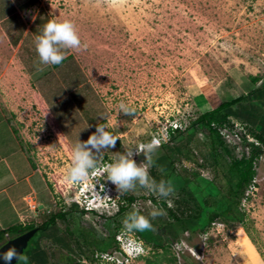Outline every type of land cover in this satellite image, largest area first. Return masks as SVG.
Returning <instances> with one entry per match:
<instances>
[{"label": "rangeland", "instance_id": "374dc122", "mask_svg": "<svg viewBox=\"0 0 264 264\" xmlns=\"http://www.w3.org/2000/svg\"><path fill=\"white\" fill-rule=\"evenodd\" d=\"M53 19L70 20L86 47L67 50L61 65L45 66L38 61L33 41ZM263 86L264 0H0V157L19 144L23 153L19 149L11 159L17 162V174L33 172L34 190L18 219L6 194H0V212L5 211L0 213V247L11 239L5 232L10 226H39L61 211L67 213L65 221L37 231L28 242L23 252L28 264H65L67 258L73 260L67 264H251L241 247V229L264 263V143L254 136L264 133ZM258 88L240 103L249 123L242 115L232 116L218 127L230 151L228 162L248 156L251 143L260 148L253 164L255 177L240 203L244 224L214 219L195 233L182 231L170 240L163 228L173 222L170 213L180 218L197 214L182 193L184 177L195 197L206 200L208 212L223 209L213 189L220 179L209 140L192 123L220 102ZM121 102L132 115L117 113ZM97 124L118 138L97 160V169L112 162L113 153L158 139L151 159L165 148L172 150L174 165L167 182L173 194L161 198L137 185L118 193L122 211L117 201L107 205L101 196L91 200L90 195L83 203L80 187L90 175L73 185L65 180L66 169L77 139L86 141ZM148 155L133 159L143 164ZM27 191L20 183L8 192L19 198ZM129 196L135 198L132 203L126 201ZM75 200L91 211H70ZM154 206L165 213L149 217L157 222L155 231H123L126 214L138 209L149 216ZM80 228L100 240L115 235L118 249L92 253L79 236L88 233ZM137 247L143 251L137 252ZM40 250L46 254L36 262L40 255L33 254Z\"/></svg>", "mask_w": 264, "mask_h": 264}, {"label": "trees", "instance_id": "16d2710c", "mask_svg": "<svg viewBox=\"0 0 264 264\" xmlns=\"http://www.w3.org/2000/svg\"><path fill=\"white\" fill-rule=\"evenodd\" d=\"M253 81L256 82L257 79L253 78ZM264 87V86H263ZM262 88V87H261ZM260 88L252 90L245 96H240L238 98H234L229 101H223L220 102L219 105L209 111H206L202 114H200L196 120L192 123V125L195 127H200L205 131V135L210 143V150L213 153V159H214V172L218 175L220 179L219 186H213V189L215 190V196L218 197L219 203L222 204L223 209L220 211H210L208 212L207 209V202L202 201L200 202L193 192L188 187L189 180L188 177H184L183 184L181 186L182 193L186 200L191 201L193 206L195 207L197 214L195 216H190L188 218H180L176 215L170 213L171 217L173 218V222L165 223L163 224V228L165 230V233H167V236L170 240H176L179 233L184 232H191L195 233L196 231L203 228L204 225L210 224L214 219L221 220L222 223L228 224V223H240L244 224L245 221V214L244 211L240 207L241 199L244 197V194L246 192V189L248 187H251V184L253 182V179L255 177V169H254V160L257 159L260 155L259 151L260 148L258 145L251 143V152L248 156H241L240 158H232L229 162L227 161L226 157L230 155V151L228 150L220 132L218 131V127L221 125L228 123L229 117H243L248 123V119L245 118V114L240 112V103L242 101L250 100V96L253 92L258 91ZM247 104V103H245ZM244 104V105H245ZM179 130H176V132ZM257 131V130H256ZM256 139L264 143V133L261 132L254 135ZM165 147V146H164ZM175 151L180 152L179 147L174 148ZM172 150L165 148V152L161 154L160 156H157L156 158H152L153 164L150 169V174L153 175V179H155L157 182L160 180H165L169 178L173 171V161L171 156ZM155 169L159 170L158 172L155 171ZM163 176H165L163 178ZM151 177V176H150ZM135 200L133 196H129L126 201L128 203H132ZM118 204L119 200L117 201ZM78 205L75 203H72L69 206L70 211H77ZM120 211L123 210L122 204L119 207ZM84 213V211H82ZM67 213L66 212H56L54 214L49 215V217L46 219V221L42 222L39 226L29 224V225H13L10 226L5 232L9 233L11 235V239L28 232L34 228H37V231H46L50 228V226L56 227V221L57 220H63L65 221ZM202 218V222H200V219ZM152 225H157V222L151 221ZM80 231L87 232L88 235L85 236V234H79L81 241L91 249V252L98 251L101 252H111L113 249H118L117 242L115 240V235H112L107 240H100L97 239L92 233L82 230L80 228ZM79 231V233H80ZM36 234V233H35ZM34 234V235H35ZM160 235H156V237L159 239ZM161 239V238H160ZM31 240V239H30ZM7 241L4 242V244ZM71 244L70 241H66ZM80 245V244H79ZM160 246H162V242L160 240L159 243ZM62 246V245H60ZM81 246V245H80ZM63 247V246H62ZM24 252V251H23ZM44 253L46 254V251H39L36 254L33 255H40L35 258V261L38 262L39 259L45 257ZM43 255V256H42ZM172 261V260H168ZM72 258H67V263H72ZM39 264H48L47 261ZM148 264H164L161 261L159 262H151L150 260H147Z\"/></svg>", "mask_w": 264, "mask_h": 264}, {"label": "clouds", "instance_id": "9594fccd", "mask_svg": "<svg viewBox=\"0 0 264 264\" xmlns=\"http://www.w3.org/2000/svg\"><path fill=\"white\" fill-rule=\"evenodd\" d=\"M33 44L39 63L45 66L61 65L67 58L65 55L67 50H79L86 47V45L82 46L75 25L67 19L49 20L40 33L35 35ZM132 112L133 110L125 103L121 102L118 105L117 113L130 116ZM117 140L118 138L111 132L106 131L103 124H97L95 132L91 133L86 141L77 139L71 150V163L66 169L65 180L73 185L87 180L91 171L97 169V160L105 151L115 147ZM159 145L160 141L153 139L150 143L141 144L138 149L130 148L123 153H113L112 162L104 167L102 175L99 176L105 187H108L106 192L110 197L108 202L118 201V193L124 194L135 190L137 185L161 198H167L173 194L174 188L169 182L165 180L157 182L149 175L148 169L153 164L150 154L154 153ZM144 153L149 154L146 157V163L137 164L133 157ZM164 214L162 209L155 206L149 216L142 215L138 209L133 210L126 214L122 222L123 231L125 233L155 231L149 217L156 219ZM136 251L142 252L143 248L137 247ZM0 259L4 261V264H12L14 260L17 264L20 262L28 264V257L17 252L15 247H10L7 251L0 253Z\"/></svg>", "mask_w": 264, "mask_h": 264}, {"label": "crops", "instance_id": "0c3cea01", "mask_svg": "<svg viewBox=\"0 0 264 264\" xmlns=\"http://www.w3.org/2000/svg\"><path fill=\"white\" fill-rule=\"evenodd\" d=\"M0 113H1V111H0ZM2 119L7 123V120L3 118V115H2ZM9 132L12 134L16 143L18 144L15 136L13 135L12 130H10V127H9ZM18 147L19 148H17L16 150L12 149L7 157H6V155L0 157V164H3V168L0 167V187H1L0 194L1 193L6 194L5 196H6V199L8 201V204L10 205V209H11V211H14L16 213L17 219L21 215V213L19 212L20 209L25 207L23 205H25V203H27V202H25L26 197L29 194L30 195L33 194V192H34L32 185L30 183L31 177H33V172L28 173V174H24V175L17 174V172H18L17 171V167H18L17 162L16 161L13 162V159H11L12 156L15 155L17 151H19V149H20V152H22L19 144H18ZM28 168H29V172H30L31 168L30 167H28ZM5 183H6L7 187H5V186L3 187V184H5ZM20 183H24L26 185V187L28 188V191L25 194H21V196L19 198H13L11 193L8 191L10 190V188L16 187ZM30 190L32 191V193L30 192ZM18 205H21V207L18 208ZM0 213L5 215V211H1ZM19 224L22 225L21 223L14 224V225H19Z\"/></svg>", "mask_w": 264, "mask_h": 264}, {"label": "built area", "instance_id": "2783aa9c", "mask_svg": "<svg viewBox=\"0 0 264 264\" xmlns=\"http://www.w3.org/2000/svg\"><path fill=\"white\" fill-rule=\"evenodd\" d=\"M103 170H104V167L92 171L90 173L89 182L88 183L84 182L83 185H81L80 192L82 193L81 194L82 195L81 200H82L83 203H85L86 197L89 198L90 195H91V198H90L91 200L92 199L95 200L96 199L95 196H101V199H103V202L105 204L109 205V204H114L115 203L114 200H112L111 202H108V200L110 199V197L106 193L108 187H105V185L99 179V176L102 175ZM82 202H80L78 200H75V202H73V203L77 204L79 207H81L82 209L86 210L87 212H89V210L91 211L90 207L88 205L84 206V204H82ZM87 202H88V200L86 201V203ZM118 240H119V238H118ZM105 255L108 256L107 253H105ZM100 256H103V255L101 254Z\"/></svg>", "mask_w": 264, "mask_h": 264}, {"label": "water", "instance_id": "95a60500", "mask_svg": "<svg viewBox=\"0 0 264 264\" xmlns=\"http://www.w3.org/2000/svg\"><path fill=\"white\" fill-rule=\"evenodd\" d=\"M37 232V228H34L28 232H25L13 239L8 240L4 245L0 247V253L7 251L10 247H15L17 252L23 253L24 249L27 247L28 242ZM17 262L14 260L12 264H16ZM0 264H4V261L0 259Z\"/></svg>", "mask_w": 264, "mask_h": 264}, {"label": "bare ground", "instance_id": "6f19581e", "mask_svg": "<svg viewBox=\"0 0 264 264\" xmlns=\"http://www.w3.org/2000/svg\"><path fill=\"white\" fill-rule=\"evenodd\" d=\"M173 129V128H172ZM240 243L243 251L248 256L251 261V264H264L261 257L259 256L258 252L256 251L254 245L243 232L240 230Z\"/></svg>", "mask_w": 264, "mask_h": 264}]
</instances>
